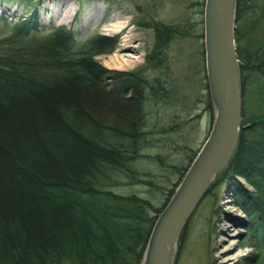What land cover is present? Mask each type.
<instances>
[{
  "label": "rangeland",
  "instance_id": "1",
  "mask_svg": "<svg viewBox=\"0 0 264 264\" xmlns=\"http://www.w3.org/2000/svg\"><path fill=\"white\" fill-rule=\"evenodd\" d=\"M205 2L39 0L31 5L20 0L0 2V20H7L0 22V40L10 35L21 21L30 18L42 34L57 26L66 27L74 33L79 45L99 35L117 37L119 46L114 53L95 57L107 70L103 78L105 94L118 85L116 78L121 81L126 78V73L141 72L145 57L153 51L155 44V32L150 25L162 22L183 29L189 27L190 36L171 43L167 68L158 73L163 78L165 75L166 79L170 77L173 93L167 105L147 103L145 107L146 129L153 132L151 138L158 142L143 154L161 156L166 163L144 158L136 165L145 174L139 177L141 182L112 189L120 195L149 199L155 208H161L165 203L180 180L179 172L189 165V158L194 153H199L212 128V114L205 104L208 96L212 100L206 65ZM60 16L66 18V25L60 24ZM251 22L255 28L241 45L253 50L258 42L264 41V13L254 14ZM116 60L123 62L121 66L113 65ZM152 75L146 72L141 78L147 81ZM142 86L149 92V84ZM144 90L139 89L142 97ZM71 93L67 102L77 101L86 110L94 103L85 94ZM263 96L262 82L248 84L243 104V123H248L245 127L252 124L247 119H254L264 112ZM65 102L56 101L53 95L33 104L42 107L35 115L25 112L29 106L0 115V149L4 151L0 153V238L7 245L21 244L41 257L59 240L76 235L81 226L79 210L61 205L58 198H48L45 186L66 178L81 177L99 159L109 161L113 158L100 148L103 144L97 142L96 146L81 138L74 139L70 132L59 127L55 117L56 103ZM99 110L102 122L108 124L114 122L107 121L115 113L121 114L119 107L110 100ZM49 123H53V128ZM165 128L173 131H163ZM25 141L28 143L22 144ZM221 177L211 184L208 194L182 228L172 264H264V244L247 230V225L259 224L260 220L250 219L244 207L253 210L255 205L242 201L243 193L258 196L257 191L242 177L235 176V181H223Z\"/></svg>",
  "mask_w": 264,
  "mask_h": 264
},
{
  "label": "trees",
  "instance_id": "2",
  "mask_svg": "<svg viewBox=\"0 0 264 264\" xmlns=\"http://www.w3.org/2000/svg\"><path fill=\"white\" fill-rule=\"evenodd\" d=\"M20 1L27 5L39 2ZM137 8L141 12V8ZM260 12L264 13V0H237L236 41L239 58L243 61L240 65L243 104L249 83L264 84V41L258 42L253 50L241 45L255 28L252 16ZM32 19L21 21L10 35L0 40V115L15 113L53 95L56 101L67 102L71 92L77 96L85 94L94 102L87 110L77 101L56 103L55 117L59 127L70 132L74 139L103 144L100 148L113 158L109 161L99 159L81 177L45 186L48 198H58L61 205L79 210L81 226L76 235L59 240L44 251V257L30 253L21 244L7 245L0 238V264H142L155 222L197 154L194 153L189 165L179 172L180 180L161 208H155L149 199L120 195L112 189L141 182L139 177L145 174L136 165L144 158L166 163L161 156L143 154L158 142L151 138L153 132L146 129L145 107L147 103L167 105L173 93L170 77L166 79V75L163 78L158 73L167 68L171 43L190 36L189 27L183 29L162 22L150 25L155 32V44L153 51L146 55L141 72L126 73L121 81L116 78L118 85L105 94L103 78L107 70L95 57L114 53L119 46L117 37L99 35L79 45L71 30L54 27L42 34ZM6 21L0 20L1 23ZM146 72L153 74L147 81L141 78ZM144 83L149 84V92H145ZM141 88L145 93L143 97L139 92ZM109 100L121 112L106 120L114 121L110 124L102 122L99 110L103 103L109 104ZM205 104L213 123L210 96ZM247 122L252 124L245 127L248 123H243L235 156L221 180L232 181L239 176L255 188L258 196L245 192L242 201L255 205L253 210L244 207L250 219L260 220L259 224L247 225V230L264 244V231H261L264 228V112ZM49 125L54 126L53 123ZM167 130L173 131L171 128L163 131ZM107 144L109 147H104ZM123 180L126 181L123 183ZM149 185L158 189V186ZM242 201L239 204L243 208Z\"/></svg>",
  "mask_w": 264,
  "mask_h": 264
},
{
  "label": "water",
  "instance_id": "3",
  "mask_svg": "<svg viewBox=\"0 0 264 264\" xmlns=\"http://www.w3.org/2000/svg\"><path fill=\"white\" fill-rule=\"evenodd\" d=\"M237 0H206L207 76L215 107L209 138L152 230L142 264H172L180 232L202 197L229 166L242 126L243 94L235 39Z\"/></svg>",
  "mask_w": 264,
  "mask_h": 264
},
{
  "label": "bare ground",
  "instance_id": "4",
  "mask_svg": "<svg viewBox=\"0 0 264 264\" xmlns=\"http://www.w3.org/2000/svg\"><path fill=\"white\" fill-rule=\"evenodd\" d=\"M64 14V13H63ZM59 21H60V24H64V25H66L67 24V21H66V18L65 17H63V16H60V18H59ZM109 31V30H108ZM117 61H119V60H116V61H114L113 62V65L114 66H118V65H120L121 66V64L123 63H119V62H117ZM42 110V107H41V105L40 104H35V105H31V106H29L27 109H26V113L28 114V115H35V114H37V113H39L40 111ZM4 151L2 150V149H0V153H3Z\"/></svg>",
  "mask_w": 264,
  "mask_h": 264
}]
</instances>
